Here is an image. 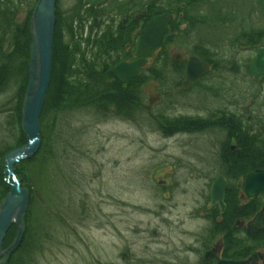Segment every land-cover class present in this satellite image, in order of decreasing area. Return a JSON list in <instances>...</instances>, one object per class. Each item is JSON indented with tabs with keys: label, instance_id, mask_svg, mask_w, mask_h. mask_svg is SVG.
Instances as JSON below:
<instances>
[{
	"label": "rangeland",
	"instance_id": "374dc122",
	"mask_svg": "<svg viewBox=\"0 0 264 264\" xmlns=\"http://www.w3.org/2000/svg\"><path fill=\"white\" fill-rule=\"evenodd\" d=\"M80 1L57 4L68 15ZM96 1L110 8V16L115 17V1L136 11L141 0ZM196 13L228 19L224 24L201 27L188 42L178 40L175 47L194 51L202 44L213 51L217 67L210 81L246 77L252 54L236 39L243 33L264 32V1L211 0ZM24 17L22 13L20 20ZM159 85L152 79L141 87L142 108L133 119L89 109L68 111L58 118L64 222L52 220L48 235L33 229V235L39 234L43 241L33 264H204L212 226L199 213L209 203L207 186L213 178L201 176L202 162L220 156L223 140L216 133L163 132L161 118L173 121L180 116L189 122L198 116L185 106L171 103L164 107V93L171 95L172 89ZM18 96L15 82L0 93V149L12 146L18 136ZM14 168L24 188L38 184L26 162ZM159 168L163 170L155 175ZM161 181L166 184L158 185ZM5 182L10 187L13 183L6 174ZM44 199V194H38L41 209ZM42 212L41 216L35 212L39 218L35 224ZM249 261L264 264V250L256 251Z\"/></svg>",
	"mask_w": 264,
	"mask_h": 264
},
{
	"label": "trees",
	"instance_id": "16d2710c",
	"mask_svg": "<svg viewBox=\"0 0 264 264\" xmlns=\"http://www.w3.org/2000/svg\"><path fill=\"white\" fill-rule=\"evenodd\" d=\"M141 1L136 5L138 9L136 11L132 6L127 7L115 1V5H118L115 17L110 16V8L104 7L96 0H81L68 15H63L57 4L52 79L41 117L43 146L31 160L24 161L30 166L33 179L43 185L29 186L31 204L25 219V238L8 264H33L43 247L42 238L39 234L33 235L35 233L33 229L48 235L52 220L64 222L62 212L64 199L60 192L65 178L59 168L61 131L58 118L68 111L89 109L102 115L115 114L133 119L142 108L141 87L152 79L155 81L171 79L172 68L174 70L177 68V64L171 61L167 49H163L161 56L153 59V64L135 80L127 84L118 81L114 71L122 62L134 58L138 40L136 34L142 33L153 18L171 14L175 16L172 31L177 35L176 41L188 42L189 36L201 27L212 23L224 24L228 19L227 16L222 18L220 15L212 19L209 15L200 16L196 13L211 0ZM38 2L39 0H0V93L14 82L19 86V103L16 108L18 136L12 146L0 149V204L11 192V187L5 182L6 158L27 144L21 126L22 110L29 83L32 46L30 27ZM22 13H25V17L20 20ZM144 13H147L145 17L137 19ZM263 38L264 32L261 30L258 34L243 33L236 42L242 46L261 47L264 45ZM188 51L217 67L216 61L213 60L215 53L202 44L196 46L194 51L188 47ZM188 125L187 121L178 119L172 122L170 129L174 132L183 131ZM226 157L230 155L227 154ZM237 184V180L232 179L225 196L226 226L223 256L249 260L256 251L264 250V231L257 235L248 233V236L238 239L233 225L236 218L250 219L256 215L261 211L263 204L259 201L253 210L249 209L250 206H243ZM38 194L45 195L43 209L39 208ZM37 210L40 216L43 210V219L35 224L39 219L35 217ZM220 228L219 225H214L211 233H220ZM16 230L15 226L9 230L4 250L14 242ZM204 264L210 263L204 261Z\"/></svg>",
	"mask_w": 264,
	"mask_h": 264
},
{
	"label": "flooded vegetation",
	"instance_id": "af4514ba",
	"mask_svg": "<svg viewBox=\"0 0 264 264\" xmlns=\"http://www.w3.org/2000/svg\"><path fill=\"white\" fill-rule=\"evenodd\" d=\"M172 16L174 17V21L168 28V33L165 36L162 46L151 53L148 58L147 66L142 69L140 73L153 64L150 65L153 59H157L161 56L163 49H167L171 61L177 64V68H175L176 70L172 68L173 70L170 72L172 81H157V83L160 84V88L167 86L172 89L171 95L169 93L168 95L164 93L167 99L164 101L163 98V106L168 107L171 103L176 106H185L191 109L190 112H192L194 116L198 117H188L190 118L188 122L189 125L186 127V130L183 131L174 132L170 129L172 128L173 121L183 118L180 116H176L177 119L173 121L163 120L161 118L159 121V128L170 135L177 133L198 136L205 133H216L218 136L222 137L223 143L220 156L213 160L204 158V162H202L204 174H201V176H208L213 179L207 186L209 203L199 214L202 215L203 218H206V220H209L212 227L216 224L221 227L220 233L212 234L211 231L209 232L207 243H211V247L207 248L205 251L204 261H206L205 255L210 252L224 261H249L236 260L223 256L225 249L226 209L222 212L219 206H210V191L213 183L220 177H224L227 181L226 192L229 187V182L232 179H236L238 182V194L243 206H250L249 209L253 210L254 205L256 203L258 205L259 201L263 204L261 211L257 212L256 215L250 219L248 217L236 218L233 225V228L236 230V236L241 234L246 237L248 233L257 235L264 231V228L260 231L250 232L248 230L249 223L264 210V195L259 194L249 199L244 186L245 179L249 174L264 171V75L258 76L252 71V66L258 52L264 49V45L261 47L242 46L244 50L252 54V58L246 66V77L238 78L237 80L239 81H210L209 76L215 70L213 64L188 53L186 50L175 47L178 41H176V33L172 31L175 22V16ZM140 35L141 33L139 35L136 34L137 39ZM169 36H173L171 42L166 41V38ZM174 50H177L175 54L182 55V61H173L172 56L174 55ZM193 57L208 63L210 65V72L203 78L192 81L186 85L187 64ZM135 60L136 57L134 54L132 60L122 63H132ZM163 106L161 108H163ZM165 129H170V131ZM227 154H229L230 157H226ZM211 169L215 170L213 172L215 175L212 173L210 174ZM161 170L163 169H157L155 175ZM176 175L177 173L174 174L175 177ZM174 176L171 177L172 180ZM165 184L164 181L158 183L160 186H164ZM206 262L216 264L215 260ZM249 262L251 263V261Z\"/></svg>",
	"mask_w": 264,
	"mask_h": 264
},
{
	"label": "water",
	"instance_id": "95a60500",
	"mask_svg": "<svg viewBox=\"0 0 264 264\" xmlns=\"http://www.w3.org/2000/svg\"><path fill=\"white\" fill-rule=\"evenodd\" d=\"M58 0H39L34 11L30 35L31 56L29 65V83L22 110V131L27 138V144L11 154L5 161L6 177L11 178V192L0 204V264H8L12 255L20 248L26 234V215L31 204V193L22 187L15 175V166L23 161L31 160L42 146L41 117L44 111L52 79L53 55L56 31V7ZM147 15H139L137 19ZM172 15L155 17L142 31L138 38L135 52L136 60L132 63H121L114 71L115 77L122 84L135 80L140 71L148 64L151 53L158 50L173 23ZM173 36L166 38L171 42ZM173 61L183 60L181 54H174ZM252 71L258 76L264 75V49L258 52L253 63ZM210 72V65L196 57L187 64L186 85L203 78ZM245 191L249 199L259 194L264 195V171L249 174L245 179ZM227 181L220 177L215 181L210 191V206H219L221 211L226 209L225 196ZM15 226L17 236L12 245L4 250V243L9 230ZM264 228V210L248 225V230L260 231ZM205 260H215L216 264H251L249 261H224L212 252L205 255Z\"/></svg>",
	"mask_w": 264,
	"mask_h": 264
}]
</instances>
